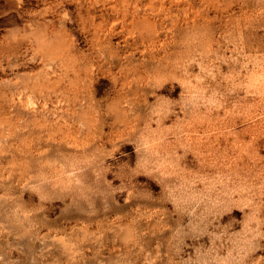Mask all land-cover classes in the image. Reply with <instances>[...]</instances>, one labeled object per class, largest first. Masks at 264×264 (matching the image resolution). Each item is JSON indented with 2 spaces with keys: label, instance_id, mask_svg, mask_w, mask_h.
Here are the masks:
<instances>
[{
  "label": "rangeland",
  "instance_id": "1",
  "mask_svg": "<svg viewBox=\"0 0 264 264\" xmlns=\"http://www.w3.org/2000/svg\"><path fill=\"white\" fill-rule=\"evenodd\" d=\"M0 264H264V0H0Z\"/></svg>",
  "mask_w": 264,
  "mask_h": 264
}]
</instances>
